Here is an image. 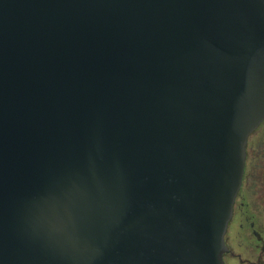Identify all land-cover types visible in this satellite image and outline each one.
Here are the masks:
<instances>
[{"label":"water","instance_id":"obj_1","mask_svg":"<svg viewBox=\"0 0 264 264\" xmlns=\"http://www.w3.org/2000/svg\"><path fill=\"white\" fill-rule=\"evenodd\" d=\"M264 119V0H0V264H224Z\"/></svg>","mask_w":264,"mask_h":264},{"label":"flooded vegetation","instance_id":"obj_2","mask_svg":"<svg viewBox=\"0 0 264 264\" xmlns=\"http://www.w3.org/2000/svg\"><path fill=\"white\" fill-rule=\"evenodd\" d=\"M263 123L264 119L247 137L242 181L224 235L227 247L223 254L224 264H264V153L262 170L247 169L248 165L254 164L247 150L248 144L251 145L252 135ZM260 171L261 174L256 176L255 172ZM252 180L262 183L260 188L251 191L248 184Z\"/></svg>","mask_w":264,"mask_h":264},{"label":"rangeland","instance_id":"obj_3","mask_svg":"<svg viewBox=\"0 0 264 264\" xmlns=\"http://www.w3.org/2000/svg\"><path fill=\"white\" fill-rule=\"evenodd\" d=\"M251 139L253 140L251 141V145L248 144L247 150L248 153H250L249 155H252L251 159L254 160V164H252L253 166L248 165L247 169L249 171L252 169L262 170V154L264 153V123L262 124V128L254 132ZM260 174L261 171L255 172L256 176H259ZM248 185L251 186L250 189L251 191H253L257 187L260 188V185H262V183L252 180V182H250Z\"/></svg>","mask_w":264,"mask_h":264}]
</instances>
